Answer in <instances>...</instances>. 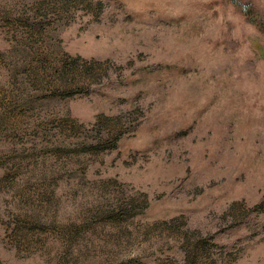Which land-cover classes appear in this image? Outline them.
<instances>
[{
  "label": "rangeland",
  "instance_id": "374dc122",
  "mask_svg": "<svg viewBox=\"0 0 264 264\" xmlns=\"http://www.w3.org/2000/svg\"><path fill=\"white\" fill-rule=\"evenodd\" d=\"M264 264V0H0V264Z\"/></svg>",
  "mask_w": 264,
  "mask_h": 264
},
{
  "label": "trees",
  "instance_id": "16d2710c",
  "mask_svg": "<svg viewBox=\"0 0 264 264\" xmlns=\"http://www.w3.org/2000/svg\"><path fill=\"white\" fill-rule=\"evenodd\" d=\"M188 264H192V263L189 261Z\"/></svg>",
  "mask_w": 264,
  "mask_h": 264
}]
</instances>
